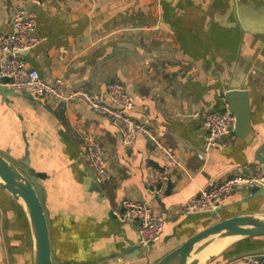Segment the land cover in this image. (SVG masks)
Instances as JSON below:
<instances>
[{"label": "crops", "instance_id": "obj_1", "mask_svg": "<svg viewBox=\"0 0 264 264\" xmlns=\"http://www.w3.org/2000/svg\"><path fill=\"white\" fill-rule=\"evenodd\" d=\"M20 1L26 0H0V35L9 31L10 8ZM26 7L40 39L29 64L46 81H63L67 93L82 89L107 99V84L122 83L136 103L132 116L172 146L183 165L155 185L151 177L164 166L159 151L142 135L123 144L119 128L85 101L61 105L30 90L0 93V154L17 164L29 158L39 175L54 264H150L217 220L264 211V197L248 199L249 185L237 187L214 214L183 211L201 189L264 171L258 159L264 0H40ZM238 89L248 93L250 127L205 153L207 127L199 114L226 110V93ZM77 125L106 151L100 184ZM124 199L146 202L164 216L161 241L140 243ZM223 247L208 264H250L249 254L264 251V237L228 240ZM0 264H33L24 206L1 187Z\"/></svg>", "mask_w": 264, "mask_h": 264}, {"label": "built area", "instance_id": "obj_2", "mask_svg": "<svg viewBox=\"0 0 264 264\" xmlns=\"http://www.w3.org/2000/svg\"><path fill=\"white\" fill-rule=\"evenodd\" d=\"M39 3L40 0H26ZM26 1H20L11 6L10 29L0 35V87L12 90H30L38 100H52L61 105L71 101L83 100L96 113L109 118L120 130L123 144L132 143L137 135H142L151 142L164 159L162 169H156L151 177L152 183L158 185L167 181L171 174L182 168V162L175 149L163 141L159 135L146 123L139 121L132 112L136 111V103L120 82L107 84V99L101 95L92 94L82 89L67 93L63 81H46L40 71L28 62V54L39 43L36 35L37 23L28 14ZM8 78V81L4 79ZM207 134L204 141V152H209L214 146L223 142L224 137L233 132L237 126L236 116L228 109H212L202 111ZM77 129L84 141L87 158L94 168L95 179L100 184L106 174V151L95 136L83 125ZM264 158V149L262 152ZM258 184L264 187V171L253 177L231 176L216 185L201 189L185 207V213H201L215 210L237 187ZM126 214L138 222L140 243L149 247L161 241L165 218L155 213L146 202L124 199ZM250 264H264V251L248 256Z\"/></svg>", "mask_w": 264, "mask_h": 264}, {"label": "water", "instance_id": "obj_3", "mask_svg": "<svg viewBox=\"0 0 264 264\" xmlns=\"http://www.w3.org/2000/svg\"><path fill=\"white\" fill-rule=\"evenodd\" d=\"M0 93L5 95L15 93V90L1 86ZM226 101L227 109L237 118L235 132L240 133L245 128L248 130L250 112L247 91L242 89L228 91ZM262 150L258 153V159L264 163ZM38 182L39 175L30 167L29 158L22 164H17L0 154V187L24 206L33 235V264H54L50 228L45 207L37 190ZM259 196L264 197V187L258 184L252 185L248 199H255ZM214 213L216 210L204 211L200 214ZM248 237H264V211L242 212L217 220L150 264H208L223 250L226 241ZM217 245L222 246L216 252L202 257L204 251Z\"/></svg>", "mask_w": 264, "mask_h": 264}, {"label": "bare ground", "instance_id": "obj_4", "mask_svg": "<svg viewBox=\"0 0 264 264\" xmlns=\"http://www.w3.org/2000/svg\"><path fill=\"white\" fill-rule=\"evenodd\" d=\"M217 247L219 248V246H217ZM213 249H214V248H213ZM208 250H209V249H208ZM214 250H215V249H214ZM209 251H210V250H209ZM215 251H216V250H215ZM205 255H207V254H206V253H205V254L203 253V255H202V256L204 257Z\"/></svg>", "mask_w": 264, "mask_h": 264}]
</instances>
